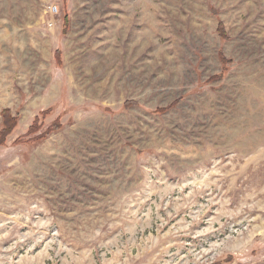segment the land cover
Wrapping results in <instances>:
<instances>
[{
  "label": "rangeland",
  "instance_id": "obj_1",
  "mask_svg": "<svg viewBox=\"0 0 264 264\" xmlns=\"http://www.w3.org/2000/svg\"><path fill=\"white\" fill-rule=\"evenodd\" d=\"M4 111L0 264H264V0H0Z\"/></svg>",
  "mask_w": 264,
  "mask_h": 264
},
{
  "label": "trees",
  "instance_id": "obj_2",
  "mask_svg": "<svg viewBox=\"0 0 264 264\" xmlns=\"http://www.w3.org/2000/svg\"><path fill=\"white\" fill-rule=\"evenodd\" d=\"M218 32L222 38H226L227 33L225 31V28L222 25H220ZM12 122L13 121L11 119H9V117L7 116V111H4V130L2 132V135L0 134V136H1L0 141L4 139L6 134L10 133L11 128H13ZM57 128H59V127H57Z\"/></svg>",
  "mask_w": 264,
  "mask_h": 264
},
{
  "label": "built area",
  "instance_id": "obj_3",
  "mask_svg": "<svg viewBox=\"0 0 264 264\" xmlns=\"http://www.w3.org/2000/svg\"><path fill=\"white\" fill-rule=\"evenodd\" d=\"M49 11H50V13H52V14L57 13V9H56V8H53V7H51V8L49 9ZM51 24H52V23H51ZM52 26H53V24H52Z\"/></svg>",
  "mask_w": 264,
  "mask_h": 264
}]
</instances>
